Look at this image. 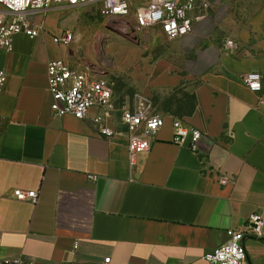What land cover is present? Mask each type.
<instances>
[{
    "label": "crops",
    "instance_id": "obj_1",
    "mask_svg": "<svg viewBox=\"0 0 264 264\" xmlns=\"http://www.w3.org/2000/svg\"><path fill=\"white\" fill-rule=\"evenodd\" d=\"M208 1L190 35L169 39L176 50L156 63L152 77L153 89L182 86L191 102L185 111L157 109L166 124L134 167L115 96V111L102 124L118 131L111 138L93 120L102 111L77 119L51 109L48 63L65 59L76 67L53 41L56 13L77 20L85 8L34 16L44 25L41 35H16L11 51L0 53L7 74L0 93V260L209 264L205 257L234 229L249 233L245 264H264V227L260 235L248 229L252 215L264 218V91L242 81L250 72L264 78V0ZM142 91L136 94L154 102L150 88ZM175 120L202 133L196 152L191 136L175 143ZM221 177L233 182L222 185ZM18 189L38 192L37 201H18Z\"/></svg>",
    "mask_w": 264,
    "mask_h": 264
},
{
    "label": "built area",
    "instance_id": "obj_2",
    "mask_svg": "<svg viewBox=\"0 0 264 264\" xmlns=\"http://www.w3.org/2000/svg\"><path fill=\"white\" fill-rule=\"evenodd\" d=\"M55 7L80 10L87 7L98 8L102 15L113 20L125 32L144 34L152 29H160L171 40L185 38L195 28L196 13L208 10V0H0V53L11 51L16 35L25 34L32 39L38 38L44 28L43 24L33 23V17L45 15ZM54 43L65 48L71 46L74 35L64 31L53 39ZM225 48L232 51L233 41H227ZM49 91L53 97L52 112L57 118L67 115L77 119H85L93 110L102 111L93 118L106 137H114L118 131L102 125L115 111L113 99L116 84L107 80L105 74L91 67L72 66L65 59L51 60L48 63ZM7 81V74L0 70V93ZM244 85L253 92L264 91V78L258 72H250L242 77ZM121 125L128 135L130 164L136 165L139 156L148 153L158 133L163 129L166 120L154 107L153 101L143 94H136L133 101H125L121 108ZM175 143L183 146L188 137H192L190 147L197 151V143L202 133L191 129L180 120H175ZM233 181L229 177H221L220 184L227 185ZM18 201L36 202L38 192L14 191ZM264 227V218L254 214L249 219L248 229L260 235ZM248 232L228 230V240L219 246L205 260L209 264H245L247 250L244 240ZM111 259L105 260L110 264ZM0 264H37L31 257H12L0 260Z\"/></svg>",
    "mask_w": 264,
    "mask_h": 264
},
{
    "label": "rangeland",
    "instance_id": "obj_3",
    "mask_svg": "<svg viewBox=\"0 0 264 264\" xmlns=\"http://www.w3.org/2000/svg\"><path fill=\"white\" fill-rule=\"evenodd\" d=\"M64 11L56 13L54 22L56 35L70 31L74 35L69 50L77 68L91 67L113 80L115 100L120 106L133 101L144 87L150 88L155 110L160 108L183 107L191 102V94L185 93L182 86L166 87L157 91L152 83L154 67L162 58H168L176 50L174 44L158 29L144 34L125 32L116 22L104 17L95 7H87L75 20L72 13L64 17ZM60 18V19H59ZM188 87L193 85L188 84Z\"/></svg>",
    "mask_w": 264,
    "mask_h": 264
}]
</instances>
